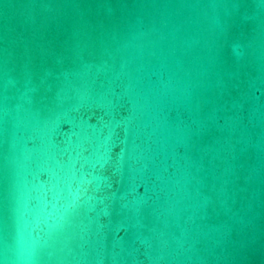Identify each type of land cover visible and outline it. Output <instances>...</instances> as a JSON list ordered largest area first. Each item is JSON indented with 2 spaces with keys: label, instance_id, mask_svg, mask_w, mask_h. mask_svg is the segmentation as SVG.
Wrapping results in <instances>:
<instances>
[{
  "label": "water",
  "instance_id": "water-1",
  "mask_svg": "<svg viewBox=\"0 0 264 264\" xmlns=\"http://www.w3.org/2000/svg\"><path fill=\"white\" fill-rule=\"evenodd\" d=\"M0 264H264V0H0Z\"/></svg>",
  "mask_w": 264,
  "mask_h": 264
}]
</instances>
